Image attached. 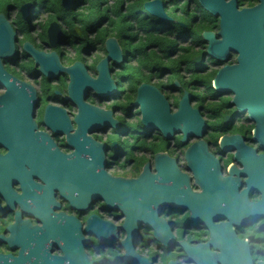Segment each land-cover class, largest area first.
Returning <instances> with one entry per match:
<instances>
[{
  "label": "flooded vegetation",
  "instance_id": "obj_1",
  "mask_svg": "<svg viewBox=\"0 0 264 264\" xmlns=\"http://www.w3.org/2000/svg\"><path fill=\"white\" fill-rule=\"evenodd\" d=\"M71 1L69 9L49 0H7L0 7L15 32L14 52L0 57V264H200L205 251L212 254L213 264H224L221 253L229 249L248 253L252 264L263 262L264 144L255 129L264 128V120L249 112L264 110V103L254 97V80L264 76V59L241 56L222 28L229 16L239 27L247 19L245 12L261 1L222 0L228 10L215 15L199 0H161L169 21L147 11L146 3L154 0L144 2L138 12L149 14L153 22L145 38L168 36L173 43L170 57L179 56L182 47L200 50L194 65L189 62L188 69L179 70L184 80L178 85L167 78L171 70L140 64L142 45L156 47L153 41L130 38L121 30L112 35L118 21L112 8L97 18L88 2L74 6ZM123 1L126 7L128 1ZM119 21L126 32L127 19L120 16ZM259 31L264 37V26ZM206 33L223 49L221 58L208 54ZM244 37L253 47L255 32L246 30ZM111 38L120 47V62L109 60L99 67ZM34 52L42 55L37 58ZM46 60L49 75L42 70ZM80 66L94 88H80ZM220 71L232 90L214 88ZM195 75L202 83L191 79ZM144 84L163 93L173 112L189 92L192 107L206 123L203 136L183 141L178 132L166 140L158 129L145 127L141 107L135 105ZM131 132L133 138L126 140ZM200 140L211 157L202 159V174L213 180L212 190L196 182L185 159ZM176 148H184L182 158ZM163 153L188 176L181 188L225 198L187 200L186 206L162 210L151 206L159 212L155 235L138 216V199L133 219L129 213L134 207L122 196L127 181L138 180L144 172L157 174L156 157ZM148 185L159 188L162 182L149 179ZM208 203L226 205L204 216L214 226L229 224L230 231L212 234L192 218L202 217Z\"/></svg>",
  "mask_w": 264,
  "mask_h": 264
},
{
  "label": "water",
  "instance_id": "obj_2",
  "mask_svg": "<svg viewBox=\"0 0 264 264\" xmlns=\"http://www.w3.org/2000/svg\"><path fill=\"white\" fill-rule=\"evenodd\" d=\"M200 3L206 7L210 12L215 15L222 13L224 10H228V7L223 5L222 0H199ZM261 4L253 10H247L245 12L247 19L239 23V27L243 30H239V27L235 25L232 17L223 18L222 28L228 32L227 41L232 44L237 49H240L241 56L244 54L247 57L255 59H264V37L259 31L264 26V0H260ZM63 5L65 8L69 9L71 7V0H63ZM147 11L154 17H157L161 20L169 21L171 20L164 11V5L161 0H154L152 2L146 3ZM254 13V20L251 19L252 14ZM251 19V20H250ZM248 31L255 32V43L253 47L250 45L248 37H244V34ZM209 39L208 54L213 58H221L219 54L223 49L217 48L218 44L213 39L212 33H206L204 35ZM224 36V35H223ZM14 40L15 32L12 29L11 25L3 16L0 15V57H8L14 52ZM108 49L107 58L101 62L99 67H102L106 61L113 60L116 63L120 62V47L116 39L111 38L106 43ZM28 48V46H27ZM37 58L41 53H33ZM47 57V56H46ZM199 61V60H197ZM80 72V88L93 87L95 82L90 80L82 66ZM42 70L45 74L49 75L51 72V64L48 60L42 63ZM258 73V72H257ZM86 75V76H85ZM227 78L223 71H220L217 76L214 78L213 85L216 90H222V86L226 90H232V84H227ZM254 84V97L256 103H264V76L257 75L255 77ZM224 84V85H222ZM176 85L178 83L176 82ZM191 94L185 91L184 95L180 99L177 110L172 111L171 103L168 101L166 96L161 93L157 88L144 84L138 89L137 99L135 105H140L141 112L143 114V120L145 127L156 128L159 130L160 134L166 139L169 140L173 136L180 132L184 137L183 141H186L188 137L201 138L206 129V123L203 117L200 115L199 110L195 109L191 105ZM249 114L252 117H259L264 120V110L257 109L255 112L250 111ZM258 125V124H257ZM259 135V137H258ZM255 136L264 144V128L257 126L255 129ZM206 156L210 157L209 154H206V146L204 141L200 140L194 143L186 152L185 159L188 160L189 167L192 168L196 182L207 186L206 189L212 190L215 187V184L212 183L213 180L206 181L205 175L202 174V159ZM211 158V157H210ZM210 160V159H209ZM156 170L157 174L150 176L148 172L144 174L135 181H127V185L124 188V194L122 197H127L128 205L133 208V212L129 213V216L135 218V203L138 199L140 205H142L141 211L138 213V216H143L145 226L155 229V235L157 234V228L155 223L157 222V215L159 212H156L154 209H151V206L159 207L160 210L169 207L173 208L174 206H186V201L191 200L194 203H201L203 200L215 198L217 202L224 199L225 197H220L219 195H213L209 192L196 193L187 186L186 189L181 188L183 184H188V176H185L177 166L175 159L169 157L167 153L159 154L156 157ZM159 179V182H162V186L159 188L150 187L148 185L149 179H154L155 181ZM217 182H220L217 179ZM129 207V208H130ZM226 205H215L208 203V207L202 212V217H196L192 214V218H198V221L205 224L208 227L212 234L216 232L228 230L230 231L229 224L221 225H211L212 218L204 216L208 211H222ZM226 215L225 213H222ZM227 216V215H226ZM230 221H233L232 216H228ZM131 220L129 221L130 224ZM243 222V221H241ZM162 223V222H161ZM131 226V225H130ZM223 229H222V228ZM220 261L224 264H252V259L248 253L242 254L238 251H229L221 253ZM200 264H213V256L210 252H203L200 254ZM260 264H264V261Z\"/></svg>",
  "mask_w": 264,
  "mask_h": 264
},
{
  "label": "trees",
  "instance_id": "obj_3",
  "mask_svg": "<svg viewBox=\"0 0 264 264\" xmlns=\"http://www.w3.org/2000/svg\"><path fill=\"white\" fill-rule=\"evenodd\" d=\"M7 0H0V7L4 6V2ZM52 5H55L56 7L63 8L64 6L61 4V0H49ZM78 1L81 2H88L89 6L92 10L96 11L93 12L90 10V12L95 13V16L97 18L103 16L102 14L107 11L108 8H112L111 10L115 12L116 16L118 17L117 26L113 28L112 35H115L114 32L117 34H121L120 30L123 32V34L127 35L130 38L133 39H141L142 42H144L145 39H148L150 41H153L156 47L150 46L146 43L142 45L143 51L140 55L139 62L140 64L147 69H152L157 67L159 72L165 70L166 73L171 70V75L167 76L169 82L173 84L174 79H182L184 80V75L180 74V69L182 67H186V69L189 68V62L194 65L192 62L193 57L199 52V48L196 46L190 47H182L181 53L179 56L176 57H170L172 53L169 52V49L172 46V42L169 40L168 36L164 37H156L154 35H150L151 38H145V34L148 29L152 28L153 22L149 18V14H139V10L143 9L144 2L146 0H127L128 4L125 7L123 0H113L111 4H109V0H75V3H78ZM125 8L126 12L123 14L122 10ZM145 11V10H144ZM66 12H64L65 14ZM125 17L127 19V30L126 32L123 31V27L120 25L119 17ZM87 25V23H85ZM166 26H169V24H166ZM199 34V32H198ZM168 35V34H167ZM131 47H129L130 49ZM151 49V52L149 53L147 50ZM187 49V53L184 52V50ZM175 52H177L178 48L176 47ZM157 59L156 64H154V61ZM193 81H196L197 83H202V78L198 75L192 76ZM146 81V80H145ZM181 82V81H180ZM177 99L174 101V104H177ZM162 146H163V140H161ZM162 149V148H161Z\"/></svg>",
  "mask_w": 264,
  "mask_h": 264
},
{
  "label": "rangeland",
  "instance_id": "obj_4",
  "mask_svg": "<svg viewBox=\"0 0 264 264\" xmlns=\"http://www.w3.org/2000/svg\"><path fill=\"white\" fill-rule=\"evenodd\" d=\"M5 6V5H4ZM195 67H197V65L195 66ZM187 78V77H186ZM179 81V82H178ZM181 81V82H180ZM183 83V81H182V79L180 80V78L179 79H175L174 81H173V83L175 84V83ZM194 97L196 96L195 94L193 95ZM133 138V133L131 132L130 134H129V136H126V140H131ZM128 145H131V143L129 142V144ZM160 147L162 148V143H160ZM183 149L184 148H176L175 149V153L177 154V155H180L181 156V158H182V154H183ZM182 160V159H181Z\"/></svg>",
  "mask_w": 264,
  "mask_h": 264
}]
</instances>
